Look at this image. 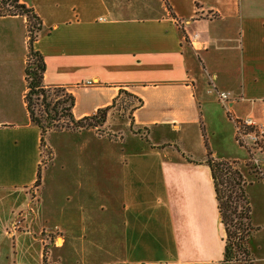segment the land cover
<instances>
[{
	"label": "crops",
	"instance_id": "crops-1",
	"mask_svg": "<svg viewBox=\"0 0 264 264\" xmlns=\"http://www.w3.org/2000/svg\"><path fill=\"white\" fill-rule=\"evenodd\" d=\"M19 2L43 26L33 47L44 85L73 96L75 120L128 93L142 102L128 132L159 140L146 153L155 161L121 158L120 193L106 179L116 207L81 211V234L69 218L50 222L36 186L38 171L46 181L40 131L23 100L26 20L0 17V264H221L207 152L196 149L204 127L212 136L217 124L243 148L235 122L264 126V0Z\"/></svg>",
	"mask_w": 264,
	"mask_h": 264
},
{
	"label": "rangeland",
	"instance_id": "rangeland-1",
	"mask_svg": "<svg viewBox=\"0 0 264 264\" xmlns=\"http://www.w3.org/2000/svg\"><path fill=\"white\" fill-rule=\"evenodd\" d=\"M56 91L58 96L51 97L52 101L66 99V92L63 89ZM35 98L33 95L32 101ZM135 105L136 101L122 94L108 112L102 127L77 132L59 128L58 126L64 122L61 120L58 128L49 129L46 133L40 164L42 168L46 167V181L43 177L42 181L38 180L36 186L40 185L42 190L45 186L43 190L45 202L43 208L39 207V210L50 222L54 223L57 220L64 222L69 218L74 222L75 231L81 234L82 221L85 219L80 217L81 211H96L97 214L100 210H106V206L108 209L116 207L112 206L113 203H106V179L112 183L111 192L120 193L122 157H127L131 162L137 159L155 161L146 153L152 138L159 140L157 134L148 136L146 140L128 132V123ZM90 123L92 122L86 121L84 125ZM211 128L212 136L208 135L210 133L205 127V130L202 128L204 146H200L201 148L197 146L196 151L204 155L208 150L216 159L239 161L234 163L245 181L244 192L249 208L248 225L251 229L246 245L254 260L253 264H262L259 260L264 258V162L258 164L256 160L261 159L259 153L252 154L247 149L244 150V147L239 148L233 143L230 135L223 132L217 124H213ZM167 154L179 157L171 151ZM129 155L131 158H128ZM109 173L110 175L106 177ZM102 221L105 219L101 220L96 216V222ZM100 229L101 232L94 234V237H101L103 229ZM221 233L223 235L222 229ZM22 259L18 256V264H23Z\"/></svg>",
	"mask_w": 264,
	"mask_h": 264
},
{
	"label": "trees",
	"instance_id": "trees-1",
	"mask_svg": "<svg viewBox=\"0 0 264 264\" xmlns=\"http://www.w3.org/2000/svg\"><path fill=\"white\" fill-rule=\"evenodd\" d=\"M2 16H23L26 20L27 55L24 68L26 92L23 100L30 122L39 128L41 151L46 133L49 129L56 128L61 120L64 122L58 126L59 128L77 132L102 127L115 101L111 106L99 109L91 116L75 120L72 116L73 96L63 88L44 85L43 76L46 66L42 56L33 47L43 26L33 9L26 7L19 0H0V17ZM60 89L66 92V99L52 101L51 97L58 96L56 90ZM123 94L132 97L128 93ZM33 95L36 97L34 101H32ZM141 103L138 100L137 106ZM86 121L92 123L84 125ZM206 165L210 170L216 208L224 231L221 264H253L254 260L246 245L251 229L248 225L249 208L244 192V178L235 168L234 162L215 159L208 150ZM38 180L39 171L36 183ZM43 262L45 263V259Z\"/></svg>",
	"mask_w": 264,
	"mask_h": 264
},
{
	"label": "built area",
	"instance_id": "built-area-1",
	"mask_svg": "<svg viewBox=\"0 0 264 264\" xmlns=\"http://www.w3.org/2000/svg\"><path fill=\"white\" fill-rule=\"evenodd\" d=\"M218 100L225 103L227 96L219 93ZM235 125L237 142L250 153L261 155V159L256 160L258 164L264 162V126H257L250 119L236 121Z\"/></svg>",
	"mask_w": 264,
	"mask_h": 264
}]
</instances>
